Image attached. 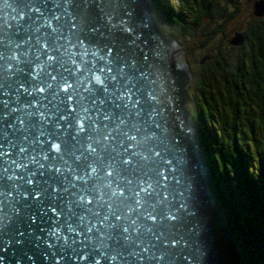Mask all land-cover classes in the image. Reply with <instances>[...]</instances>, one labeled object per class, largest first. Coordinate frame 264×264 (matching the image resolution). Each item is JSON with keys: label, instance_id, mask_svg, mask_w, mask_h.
<instances>
[{"label": "snow or ice", "instance_id": "6c2138e0", "mask_svg": "<svg viewBox=\"0 0 264 264\" xmlns=\"http://www.w3.org/2000/svg\"><path fill=\"white\" fill-rule=\"evenodd\" d=\"M36 2L32 0L25 12L12 7L13 0H0L16 13L11 17L16 24L30 13L42 19L38 24L33 21L34 28L29 25L37 34L34 43L31 36L22 43L8 40V51H0V232L20 215L18 201L28 200L37 207L38 214L30 216L33 222H39L42 214L53 224L48 237L57 243L63 240L70 248L79 244L84 255L75 257L77 264L88 261V244L104 253L94 264H103L104 259L110 264H175L170 257L176 239L169 241L164 231L157 235L155 229L177 217L171 210L163 211L161 205L168 197L163 193L160 198L148 173L135 175L148 156L142 154L139 136L133 134L140 132L137 123L145 101L129 72L137 65L134 55L117 64L123 57L114 46L81 38L80 20L85 16L70 10L73 0H65L63 11L51 16ZM105 19L115 32L118 28L111 22V13ZM0 21V44H4L12 24L2 15ZM122 30L132 32L131 27ZM90 32L100 29L93 27ZM22 44L27 50L20 51ZM45 52L47 58L41 60ZM144 59L148 60L147 54ZM24 63L33 65L27 81L20 78ZM140 75L147 78V73ZM147 100L154 102L157 97L148 91ZM109 101L124 114L117 116ZM159 115L154 109L148 113L152 121ZM116 229H122L118 236L113 234ZM56 264H63V259Z\"/></svg>", "mask_w": 264, "mask_h": 264}, {"label": "water", "instance_id": "95a60500", "mask_svg": "<svg viewBox=\"0 0 264 264\" xmlns=\"http://www.w3.org/2000/svg\"><path fill=\"white\" fill-rule=\"evenodd\" d=\"M13 2L15 4L11 6L17 8V11L28 12V5L32 0H13ZM64 2L65 0H37L36 6L42 7L43 11L51 16L55 12L63 11ZM57 4L59 8L56 7ZM262 5L263 2L256 7V14L264 15ZM0 9H2L0 15L4 20L12 24L11 28L6 29L5 41L4 44H0V51H8V40L22 43L31 36L34 43L37 34L29 29V25L32 24L34 28L42 22V19H37L39 14L30 13L24 21L16 24V21L11 20L16 13L11 12L8 3H0ZM70 10L77 16H85V20H80L81 38L87 37L98 44L114 46L123 57L117 60V64L123 63L133 55L137 61L136 67L130 68L129 72L136 77L138 88L142 90L140 97L145 101L140 105L143 116L137 123L140 132L133 134L139 136L141 152L144 156H148V160L144 162L145 165L141 162L140 170L135 175L140 177L147 172L153 186L160 193V198H163V193L168 197L161 205L163 211L167 213L171 210V213L177 217L172 222L164 221L155 229L157 235L160 231H164L169 241L172 238L176 239V248L172 250L173 255L170 258L175 260V264H220L212 245V242L215 244L216 242L206 212L209 204H213L204 178L208 172L186 113V88L191 80V73L185 56L177 60L185 49L175 52L181 49L180 44L172 37L166 38L156 28L145 0H73ZM109 13L112 24L118 28L115 32L110 30L105 19ZM33 21H37V24H33ZM93 27L99 28L100 32L91 33L90 29ZM129 27L132 28V32L124 33L122 29ZM45 30L50 32V29H43L42 32ZM101 32L104 34L103 37L100 35ZM64 34L67 35V29L64 30ZM171 45H173V55L170 54ZM27 47L22 44L20 51L27 50ZM146 54L147 61L144 59ZM32 58L34 60V54ZM46 58L47 52L41 60ZM174 59L182 67H179ZM20 67L25 70L20 74V78L27 81L33 65L24 63ZM141 73H147V78L141 77ZM148 91L153 92L157 97L156 101L147 100ZM98 93L104 96L102 90L98 89ZM117 103L121 102L117 101ZM108 107L117 116L124 114L121 109L112 105L111 101ZM153 109L160 113L155 121L148 116ZM157 124L159 127L156 126ZM124 147H127V144ZM153 152H159L160 155L155 156ZM148 176L143 178L147 179ZM164 176L167 177L166 180L163 179ZM152 202L155 203V199ZM17 206L21 209L20 215L0 232V257H2L0 264H56V260L61 258L63 264H77L75 257L84 255V252L79 250V244L70 248L64 245L63 240L57 243L54 238L48 237L47 230L52 228L53 224L42 214L39 222L30 219L32 214H38L36 205L31 204V201L20 200ZM5 211H8L7 206ZM73 222L78 223V220ZM21 231L25 233L22 238L17 236ZM121 231L122 229H116L113 234L118 236ZM64 234H68L66 228ZM96 235L98 236V233ZM133 235L135 236V233ZM18 239L21 242L17 243ZM8 240H12L13 243ZM44 241L56 244V247L49 248ZM110 243L115 242L110 241ZM153 243L158 242L153 240ZM160 246L163 247L162 244ZM105 251L111 253V249ZM85 252L89 254L85 264H94L97 258H102L104 255L95 244H88ZM103 264H110V261L104 259Z\"/></svg>", "mask_w": 264, "mask_h": 264}, {"label": "trees", "instance_id": "16d2710c", "mask_svg": "<svg viewBox=\"0 0 264 264\" xmlns=\"http://www.w3.org/2000/svg\"><path fill=\"white\" fill-rule=\"evenodd\" d=\"M230 2L233 4V1L230 0ZM169 10L173 11V8L170 7ZM180 22L185 23L186 21ZM263 25L264 18L257 20L256 27L260 29ZM249 31L244 32L246 35L243 33L248 39L256 33V31L248 33ZM259 37L257 41L254 40L253 43L251 41L250 44L255 53L261 54L264 51V39ZM220 58L221 62H218L217 65L223 84L227 86V84H231V81L234 84V89L226 88L225 92L220 87L218 88L220 89L218 95L227 98L228 102L220 105L216 101L215 108L210 104H202L194 112L198 122L197 126L203 127L204 130L202 134L198 129L201 146L208 154V159L213 158L212 160L215 162V169H211V178L213 177L218 183L216 210L221 212V217L217 215L215 218L219 221L218 225L225 228L227 232L232 231L231 229L237 230V233L234 234L237 236L242 255L249 257L243 264H264V243L258 244L255 241L252 243L253 237L262 236L263 240L260 238L258 242L264 241V67L248 71L247 79H245L244 57H240V54L234 55L231 71L227 69V64L230 61ZM210 65L209 69L212 71L216 64ZM201 67L207 70V66L201 65ZM217 77L220 76L217 74ZM244 82H249V85L244 86ZM210 83L212 82L207 78L203 81L205 87ZM241 83L243 87H241ZM213 84L217 86L216 82ZM209 87L212 88L213 85ZM197 88L199 91L202 90L201 84ZM210 93L213 97V92ZM200 94L203 96L201 92ZM227 108H229V112H227ZM222 111L227 112L226 115L224 114V118L218 117V115L221 116ZM235 120H245V122L239 126ZM206 126L214 133L211 134L208 128H205ZM231 126L232 129H230ZM241 160L247 163H241ZM249 176L255 180L251 181ZM223 179H228V183L227 181L223 182ZM246 222L253 223L256 236L251 232L250 235L248 234L250 238H246L247 234L243 233L247 229ZM261 228L262 234L257 233V230H261ZM248 239L252 242H249ZM256 245H258V249Z\"/></svg>", "mask_w": 264, "mask_h": 264}, {"label": "rangeland", "instance_id": "374dc122", "mask_svg": "<svg viewBox=\"0 0 264 264\" xmlns=\"http://www.w3.org/2000/svg\"><path fill=\"white\" fill-rule=\"evenodd\" d=\"M148 1L150 3L147 2V0L146 3L149 7L148 9L151 12L152 21L157 27H159L158 30L160 31V33L165 35L167 38L172 37L176 43L180 44L181 49H177L176 52H180L182 49H185L182 51L180 57L177 60H181L182 57L185 56V61L191 73V80L186 88V92L188 96L187 97L188 101L186 103V113L191 123V126L194 130L197 145L200 151H202V154H204L203 156L207 159L206 160L205 158H203L208 172V175H205L204 178H205V182L207 183L206 185L208 191L213 200V204L210 205L211 208L209 207L208 212L212 225L214 227L213 229L216 232L215 233L216 244L214 243V247L217 249L218 257L221 264H243V262H247L245 259L249 257H244V255H242V251L239 248L237 236L236 234H234L237 233V230L231 229L232 231L229 230L227 232L225 228H222L218 225L219 221L217 218H215V216L221 215L220 214L221 212L220 211L217 212L216 210V202H215L218 183H216L217 181H215L213 177L211 178L212 176L211 169H215V162L212 160L213 158L208 159V154L203 150L201 146V136L200 133L198 132V129L199 130L202 129L201 130L202 134L204 133V130L203 127L201 128V126L200 127L197 126L198 122L196 121L197 118L194 115V112L195 110H198V108L202 104L203 105L210 104L211 106L213 105V107L215 108L216 101H218L220 105L221 103L228 102L227 98L218 95L219 92L218 90L221 89L222 91H224L226 88L232 90L234 89L233 87L234 84L232 83V81L231 84H227L228 87L225 84H223L224 82L223 79L221 78L220 73L218 72L219 68L217 65L218 62H221L220 57L226 58V61H230V63L227 64V69H230V71L233 68L232 64L234 61V55L240 54V57H244L246 63L244 69L245 79H247L248 71L255 70L256 68L264 67V51L261 54L255 53L252 50L250 44L251 41L252 43L254 40L257 41L259 36L260 39H264V29H263L264 25L260 29L259 27H256L257 20L264 18V15H262V17L256 15V11H257L256 7L260 5L262 2H263L262 6H264V0H231L233 1L232 2L233 4H231L230 0H148ZM168 6L169 8L170 7L173 8V11L169 10L168 8H165ZM164 9L169 11L167 12ZM180 20L181 21L184 20L186 22L181 23ZM249 26L250 29H248ZM245 31H249L248 33H254L256 31V33L255 35H252L248 39V37L245 36L246 35L244 33ZM210 64H214V65L216 64V67H213L212 71L209 69V66H211ZM201 65H205V67L207 66V70L202 69ZM217 74L220 77H217ZM206 78L210 82H212L210 83V85L208 84L207 87L203 85V81H205ZM214 78L216 81L214 80ZM229 79L231 80V78ZM214 82L217 83V86L216 84L214 86L213 84ZM200 84L202 90L200 89L199 91L197 86L198 85L200 86ZM211 85H213L212 88L209 87ZM243 85L247 86L249 85V82H244ZM243 85L241 83V87H243ZM219 87L220 89H218ZM200 92L203 94V96L200 94ZM210 92H213L214 94L213 97L211 96L212 94ZM225 94L227 95V93ZM227 112H229V108H227ZM227 112L222 111L221 116L218 115V117L224 118L225 117L224 114L226 115ZM244 122L245 120L236 121V123L239 126L240 125L242 126ZM205 128L206 129L208 128L209 130L208 126H206ZM230 129H232V126L230 127ZM210 130L209 132L211 134L214 133L213 131ZM240 158L242 157L240 156ZM241 163L246 164L247 162L244 161L242 162L241 160ZM223 180H224L223 182L227 181L228 183V179L226 180L223 179ZM253 180L255 179L251 177V181ZM246 223H247L246 233L243 232L245 235L247 234L246 238H250L249 233L251 232L254 233L253 234L254 236H256L255 235L256 230L255 231L253 230L255 228V226L253 227V223L251 222H250L251 224L249 222ZM262 231L263 230L261 228V230H257V233L260 234ZM261 237H257V238L253 237L254 240L253 242L251 240V242L254 243L255 241V243L258 244L264 243V241L258 242V239H260ZM257 246L258 245H256V247ZM258 248L259 247H257V249ZM256 251L258 252V250Z\"/></svg>", "mask_w": 264, "mask_h": 264}, {"label": "bare ground", "instance_id": "6f19581e", "mask_svg": "<svg viewBox=\"0 0 264 264\" xmlns=\"http://www.w3.org/2000/svg\"><path fill=\"white\" fill-rule=\"evenodd\" d=\"M147 2H149L148 0H147ZM150 3V2H149ZM159 3V2H158ZM191 3V2H190ZM236 3V2H235ZM145 4L147 5V3H146V0H145ZM192 4V3H191ZM208 5V4H207ZM148 6V5H147ZM166 6V5H165ZM217 6V5H216ZM256 6V5H255ZM161 7V6H160ZM149 8V7H148ZM165 8H168L169 9V6L168 7H165ZM257 9V8H256ZM165 11H167L166 9H164ZM150 11V10H149ZM169 11V10H168ZM167 11V12H168ZM151 13V12H150ZM172 15V14H171ZM256 15H258V14H256ZM258 16H261L262 17V15H258ZM210 17V16H209ZM212 17V16H211ZM151 20H152V18H151ZM170 21V20H169ZM181 21V20H180ZM182 21H184V20H182ZM225 21V20H224ZM153 22V21H152ZM175 22V21H174ZM154 23V22H153ZM155 23H156V21H155ZM155 25V24H154ZM156 26V25H155ZM156 28L157 29H159V27H157L156 26ZM181 31V30H180ZM174 33V32H173ZM180 33V32H179ZM178 33V34H179ZM166 34V33H165ZM238 34V33H237ZM165 36V35H164ZM175 36H176V33H175ZM166 37V36H165ZM167 38V37H166ZM209 39V38H208ZM173 45H171V50H170V54L171 55H173ZM176 52V51H175ZM174 62L179 66V67H182V65H180L178 62H177V60L176 59H174ZM186 97H188L187 96V94H186ZM187 101H188V98L186 99V103H187ZM190 111V110H189ZM190 115V114H189ZM202 128V127H201ZM202 130V129H201ZM254 142V141H253ZM199 146H200V144H199ZM202 152V151H201ZM204 153V152H203ZM204 155V154H203ZM203 158H205L204 156H203ZM206 159V158H205ZM207 160V159H206ZM206 160H205V162H206ZM213 163V162H212ZM213 180V179H212ZM207 184V183H206ZM216 202V201H215ZM210 205L211 204H209V206H208V209H209V207H210ZM237 208V207H236ZM206 212H207V214H208V217H209V219H210V216H209V212H208V210L206 209ZM251 217V216H250ZM209 223H210V227L213 229L214 227H213V225H212V222H211V219L209 220ZM258 229V228H257ZM245 231V233H246V230H244ZM220 232V231H219ZM224 232V231H223ZM214 233H216L215 232V230L213 229V233H212V235L214 236V240H215V242H216V238H215V234ZM218 234V233H217ZM249 240V239H248ZM249 242H251V240H249ZM212 245H213V248H215L214 247V242H212ZM242 247V246H241ZM215 250V252L217 253V249L215 248L214 249ZM264 254V253H263ZM217 256H218V253H217ZM217 259H218V262L220 263V260H219V257H217ZM221 264V263H220Z\"/></svg>", "mask_w": 264, "mask_h": 264}]
</instances>
